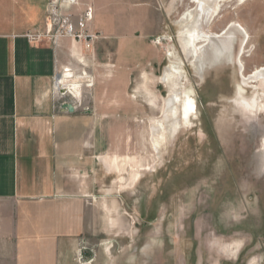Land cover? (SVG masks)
I'll return each instance as SVG.
<instances>
[{"label":"rangeland","instance_id":"obj_1","mask_svg":"<svg viewBox=\"0 0 264 264\" xmlns=\"http://www.w3.org/2000/svg\"><path fill=\"white\" fill-rule=\"evenodd\" d=\"M74 1L68 7L50 1L42 36H48L49 23L56 35V16L77 23L93 8L97 37L106 33L112 48L124 37L138 36L143 43L139 72L135 68L124 71V79H112L107 124L121 133L113 136V155L135 158L148 168L132 190L112 195L107 203L96 195L97 232L82 234L72 264H264V110L255 116L236 110L242 73L232 64L207 70L204 79L196 74L179 44L180 22L195 8L192 0ZM235 23L249 35L242 56L249 77L264 66V0L226 1L206 32L223 36ZM176 58L184 64V84L197 108L158 152L151 123L161 119L170 95L159 78ZM98 72L110 75L101 67ZM124 80L120 96L116 85ZM256 83L245 87L248 97ZM113 175L116 181L119 176ZM112 199L117 202L113 226L106 209Z\"/></svg>","mask_w":264,"mask_h":264},{"label":"crops","instance_id":"obj_2","mask_svg":"<svg viewBox=\"0 0 264 264\" xmlns=\"http://www.w3.org/2000/svg\"><path fill=\"white\" fill-rule=\"evenodd\" d=\"M50 1L0 0V264H72L82 234L97 232L96 195L113 186L114 173L113 189L123 176L108 168L126 157L113 155L117 132L107 124L112 79L139 72L143 43L124 37L112 48L106 33L97 37L95 22L69 16L63 17L94 39L75 45L48 26L44 37ZM75 46L89 65L75 56ZM98 67L110 75L102 77ZM67 70L91 79L80 97L56 90ZM124 82L116 85L120 96Z\"/></svg>","mask_w":264,"mask_h":264},{"label":"bare ground","instance_id":"obj_3","mask_svg":"<svg viewBox=\"0 0 264 264\" xmlns=\"http://www.w3.org/2000/svg\"><path fill=\"white\" fill-rule=\"evenodd\" d=\"M226 1L229 0H192L195 8L188 10L184 15L183 21L180 22L182 26L179 31L180 48L186 56L191 57V63L196 74L201 79H204L207 70L219 65L232 64L237 70H240L242 80H239L233 102L238 112L255 116L258 112L264 110V66L256 68L249 77L243 74L242 56L249 43L248 33L236 23L232 24L229 31L223 36L206 32V28L219 15ZM245 1L237 0L239 3ZM61 2L67 7L69 4L71 6L75 4L74 0H61ZM85 18L87 22L93 21V8L87 10ZM48 27L53 29L52 23H49ZM78 42L75 45H78ZM236 43H239L237 51ZM74 52L81 64H90L80 46H75ZM167 53L169 56L174 55L176 57V54L170 50ZM175 61L171 62V65L166 68L163 77L159 78L170 89V95L167 99H164L161 119H155L151 123V143L152 147L158 152H160L165 142H172L181 130L188 125V118L191 114L193 115L197 108L196 100L188 95V87L184 84V78L186 77L184 64L179 58H176ZM64 76L63 79H58V85L68 88L71 95L80 97L83 87L87 79H89L87 73L83 72V75L75 77L74 73L68 70V73ZM87 82L88 84L92 83L91 79ZM251 82H257L258 85L252 87L253 94L248 97L245 87ZM129 167L132 169L131 172ZM108 168L109 170H116L122 173L123 176L120 178V183L116 189L112 188L105 191L103 197L106 203L107 198L111 197L115 190L119 192L132 190L141 180L143 172L148 167L135 158L128 156L120 160L114 158ZM126 174L128 175L126 176ZM106 205L109 220L113 226L116 223L113 213L117 209V202L112 199L110 205L109 201Z\"/></svg>","mask_w":264,"mask_h":264},{"label":"built area","instance_id":"obj_4","mask_svg":"<svg viewBox=\"0 0 264 264\" xmlns=\"http://www.w3.org/2000/svg\"><path fill=\"white\" fill-rule=\"evenodd\" d=\"M53 23L55 24V26L58 27L56 33V35L58 36H69L77 41L85 40L87 42L92 41L94 39V36H84L81 32H78L76 30V26L70 22L68 17L56 16ZM78 26L80 29L85 28V24L82 21L79 23ZM52 30L50 31L51 33H53ZM38 38L39 37H34V39ZM56 90L59 91V93H61V95L64 97L69 94L71 95V92L68 88L60 87L58 84L56 86Z\"/></svg>","mask_w":264,"mask_h":264},{"label":"water","instance_id":"obj_5","mask_svg":"<svg viewBox=\"0 0 264 264\" xmlns=\"http://www.w3.org/2000/svg\"><path fill=\"white\" fill-rule=\"evenodd\" d=\"M64 109L67 110V111H69L70 113H73V112H74V107H73V105L68 104V103H66V104L64 105Z\"/></svg>","mask_w":264,"mask_h":264}]
</instances>
